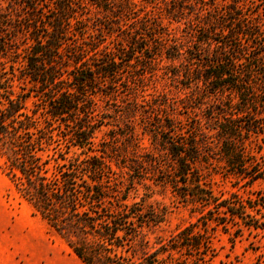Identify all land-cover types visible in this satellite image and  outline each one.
<instances>
[{
  "label": "trees",
  "instance_id": "obj_1",
  "mask_svg": "<svg viewBox=\"0 0 264 264\" xmlns=\"http://www.w3.org/2000/svg\"><path fill=\"white\" fill-rule=\"evenodd\" d=\"M189 1L201 15L179 4L154 16L135 0L0 3L2 168L84 264H212L218 230L264 234V189L217 195L204 170L222 164L238 191L264 183V0ZM185 13L197 17L183 41L162 15ZM163 61L189 90L185 120L169 98L143 94ZM145 180L198 218L157 249L148 231L160 215L130 201Z\"/></svg>",
  "mask_w": 264,
  "mask_h": 264
},
{
  "label": "rangeland",
  "instance_id": "obj_2",
  "mask_svg": "<svg viewBox=\"0 0 264 264\" xmlns=\"http://www.w3.org/2000/svg\"><path fill=\"white\" fill-rule=\"evenodd\" d=\"M140 8L149 11L151 15L158 16L160 11L166 13V7H178L179 4L187 5V11L194 10L197 16L201 15L198 6L191 7L189 0H164L155 1L151 4L143 0H135ZM195 1V0H194ZM172 2V3H171ZM176 2V3H175ZM2 5H6V0H0ZM194 4V3H193ZM191 8V9H190ZM196 14L185 13L182 22L178 23L162 15L163 24L173 35L186 41L188 21L197 17ZM89 31L92 34H99L101 27L98 18L103 19L101 14L93 11L89 15ZM196 19V18H195ZM95 27V28H93ZM116 38L115 35L109 40ZM21 61V58L19 59ZM166 61L159 62L153 73L146 74L145 84L146 92L143 94H156L161 97L169 98V104L178 107V111L169 110L176 117L184 119L186 110L182 109V101L189 93L181 83L173 77L178 63L172 64ZM140 72H143L140 69ZM149 97V96H148ZM106 130V128H105ZM104 137V133L99 134L98 139ZM142 152L148 151L149 141L145 138L143 141ZM254 152L258 147L253 144ZM264 153V150L263 152ZM212 166L204 168L206 172L212 173L210 180L217 195L224 193L226 197L230 192H237L243 198L250 197L254 191L264 189V183L260 182L253 188H244L238 191L233 185V178L223 176V170L220 163L212 160ZM214 169L220 174H215ZM136 187L131 192L130 201H147L152 204L160 215L161 222L154 225L148 231L150 246L154 249L159 248L157 242L166 243L171 235L177 234L182 228H185L197 221V215L190 211V208L179 202L170 189H165L154 185L151 181L145 180L136 183ZM243 236L232 240V237L218 230L212 237L214 258L212 264H264V234L254 233L244 229ZM0 264H84L69 248L66 242L54 233L47 222L39 215L34 213L32 206L22 199L15 191L11 181L6 176L0 161Z\"/></svg>",
  "mask_w": 264,
  "mask_h": 264
}]
</instances>
